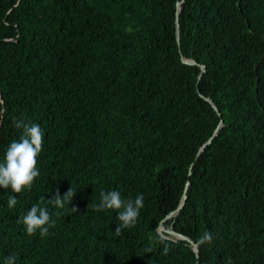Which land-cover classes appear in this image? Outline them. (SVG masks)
Segmentation results:
<instances>
[{
  "label": "trees",
  "instance_id": "1",
  "mask_svg": "<svg viewBox=\"0 0 264 264\" xmlns=\"http://www.w3.org/2000/svg\"><path fill=\"white\" fill-rule=\"evenodd\" d=\"M21 118L40 175L0 188V264H196L168 229L198 264H264V0H0V162ZM102 190L144 196L119 236ZM36 203L44 237L18 222Z\"/></svg>",
  "mask_w": 264,
  "mask_h": 264
},
{
  "label": "clouds",
  "instance_id": "2",
  "mask_svg": "<svg viewBox=\"0 0 264 264\" xmlns=\"http://www.w3.org/2000/svg\"><path fill=\"white\" fill-rule=\"evenodd\" d=\"M14 126L21 129L18 140H14L8 146L3 162H0V188L11 189L12 193H21L24 189H30L33 181L40 175L37 168V158L42 151L44 143V132L40 126L23 118L15 119ZM76 190L71 187L61 196L58 192L51 199H47L48 204L55 208L63 209L65 204H71ZM100 202L95 206V211L118 210L119 225L115 229L117 236L123 230L134 227L137 223L140 210L144 207V196L139 194L135 199H122L118 190L100 192ZM45 199L41 197V200ZM18 199L9 195L7 207L14 208ZM77 212L76 208H71ZM22 223L26 234L32 236L39 231L41 237L49 234V229L55 226V221L51 220L47 207H42L40 203L31 206L18 221ZM164 239V237H162ZM212 235L205 232L200 238L199 243H211ZM147 251H151L148 249ZM168 248H164L165 254ZM4 264H16V257L9 255L4 258ZM230 264V261H229Z\"/></svg>",
  "mask_w": 264,
  "mask_h": 264
},
{
  "label": "water",
  "instance_id": "3",
  "mask_svg": "<svg viewBox=\"0 0 264 264\" xmlns=\"http://www.w3.org/2000/svg\"><path fill=\"white\" fill-rule=\"evenodd\" d=\"M177 11H176V14H175V35H176V41H177V45H178V49L180 50V29H179V11H180V9H181V1H177ZM184 62H186V63H190V64H193L194 62L192 61V60H183ZM202 68V70L204 69V66H202L201 67ZM200 76L201 75H199V77H198V79H197V82H196V86L198 85V82H199V79H200ZM215 109H216V107H215ZM221 126V124H219L218 125V127L215 129V131H214V134H213V136L217 133V131H218V129H219V127ZM213 136H211L202 146H201V148L199 149V151H198V154L203 150V148L208 144V143H210V141H211V139H212V137ZM191 167H192V164L190 165V167H189V172H188V174H190V172H191ZM187 189H188V182L186 183V185H185V188H184V190H183V193H182V199H181V202H180V204L178 205V207L173 211V212H171L170 214H168V216H170V215H176L178 212H179V210L181 209V207H182V205L184 204V202H185V199H186V194H187ZM167 216V217H168ZM162 228V227H161ZM168 232H170L171 234H175V235H178L180 238H182V239H188L190 242H191V244H193V250H194V252H195V257H196V259H197V261H196V264H198V259H199V248H198V243H194L192 240H190L189 238H186V237H184L183 235H181V234H176L173 230H171V229H168L167 230Z\"/></svg>",
  "mask_w": 264,
  "mask_h": 264
}]
</instances>
